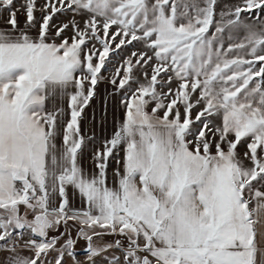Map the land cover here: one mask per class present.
Returning a JSON list of instances; mask_svg holds the SVG:
<instances>
[{
    "label": "snow or ice",
    "instance_id": "6c2138e0",
    "mask_svg": "<svg viewBox=\"0 0 264 264\" xmlns=\"http://www.w3.org/2000/svg\"><path fill=\"white\" fill-rule=\"evenodd\" d=\"M0 264H264V0H0Z\"/></svg>",
    "mask_w": 264,
    "mask_h": 264
},
{
    "label": "rangeland",
    "instance_id": "374dc122",
    "mask_svg": "<svg viewBox=\"0 0 264 264\" xmlns=\"http://www.w3.org/2000/svg\"><path fill=\"white\" fill-rule=\"evenodd\" d=\"M17 3H20V0H16ZM20 15V14H18ZM22 15H21V19H22ZM100 97L97 98L94 103H93V108L96 109L97 113H99L101 107H102V98H103V92H104V88H105V85H100ZM108 111H109V123H108V126L107 128L105 129V131L103 133L100 132L99 129H96V135L97 137L99 138L101 135H104V136H110L112 131L114 130L113 129V125H112V122H111V117H112V107H111V104H109V108H108ZM89 112L91 113V109H89ZM83 131L85 133V135H88L91 131H92V127L91 125L88 123V121H85L84 123V127H83ZM98 146V145H97ZM241 151H243V149H241ZM87 163V161H85Z\"/></svg>",
    "mask_w": 264,
    "mask_h": 264
}]
</instances>
